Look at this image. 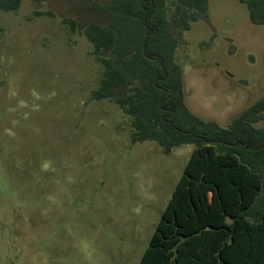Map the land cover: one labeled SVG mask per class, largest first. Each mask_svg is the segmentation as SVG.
<instances>
[{
  "label": "rangeland",
  "instance_id": "obj_1",
  "mask_svg": "<svg viewBox=\"0 0 264 264\" xmlns=\"http://www.w3.org/2000/svg\"><path fill=\"white\" fill-rule=\"evenodd\" d=\"M108 1L0 13V264H138L194 149L132 143V118L92 99L102 68L83 31L108 23ZM171 29L191 114L227 128L264 100V26L245 4L206 0L189 30Z\"/></svg>",
  "mask_w": 264,
  "mask_h": 264
},
{
  "label": "trees",
  "instance_id": "obj_2",
  "mask_svg": "<svg viewBox=\"0 0 264 264\" xmlns=\"http://www.w3.org/2000/svg\"><path fill=\"white\" fill-rule=\"evenodd\" d=\"M22 1L0 0V13ZM238 1L252 25L264 26V0ZM97 9L108 23L83 31L102 68L92 99L112 100L132 118V143L153 141L165 153L194 147L138 264H264V128L254 127L264 120V100L227 128L204 122L186 108L174 62L171 23L189 30L206 0H109ZM62 23L75 30L74 21Z\"/></svg>",
  "mask_w": 264,
  "mask_h": 264
},
{
  "label": "water",
  "instance_id": "obj_3",
  "mask_svg": "<svg viewBox=\"0 0 264 264\" xmlns=\"http://www.w3.org/2000/svg\"><path fill=\"white\" fill-rule=\"evenodd\" d=\"M225 145L232 146V145H230V144H225Z\"/></svg>",
  "mask_w": 264,
  "mask_h": 264
}]
</instances>
